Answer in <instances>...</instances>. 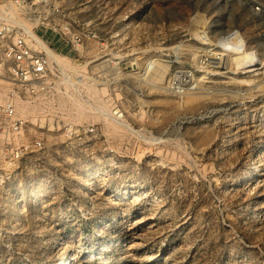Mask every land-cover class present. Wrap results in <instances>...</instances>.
Segmentation results:
<instances>
[{
    "label": "rangeland",
    "instance_id": "374dc122",
    "mask_svg": "<svg viewBox=\"0 0 264 264\" xmlns=\"http://www.w3.org/2000/svg\"><path fill=\"white\" fill-rule=\"evenodd\" d=\"M79 8L119 33L108 64L91 48L77 62L104 100L88 80L20 114L44 147L13 163L0 151V264H264V0ZM66 93L130 126L70 116Z\"/></svg>",
    "mask_w": 264,
    "mask_h": 264
},
{
    "label": "built area",
    "instance_id": "2783aa9c",
    "mask_svg": "<svg viewBox=\"0 0 264 264\" xmlns=\"http://www.w3.org/2000/svg\"><path fill=\"white\" fill-rule=\"evenodd\" d=\"M91 2L0 0V88H8L6 100L0 102V149L4 159L17 162L44 147L42 137L24 138L29 119L17 113L13 101L16 96L28 100L52 98L58 87L71 85L72 77L84 80L83 75L71 73L64 66V57L77 63L91 48L94 54L89 63L98 66L108 64L109 52L117 51L119 33L103 34L94 23L99 17L83 16L86 10L79 7L86 8ZM100 72H94L98 84L117 83L115 72L109 76ZM90 80L94 82L92 76ZM114 113L119 115L117 110ZM64 129L76 128L67 123ZM3 170L0 166V172Z\"/></svg>",
    "mask_w": 264,
    "mask_h": 264
},
{
    "label": "bare ground",
    "instance_id": "6f19581e",
    "mask_svg": "<svg viewBox=\"0 0 264 264\" xmlns=\"http://www.w3.org/2000/svg\"><path fill=\"white\" fill-rule=\"evenodd\" d=\"M235 31H237V30H234V31H232V32H230L229 34H227V35H224V36H222L220 39H219V44L220 45H222L223 47H225L226 49H229L226 45H224L223 43H221L220 42V40L222 39V40H227V38L233 33V32H235ZM232 36V35H231ZM231 51V50H230ZM252 51H254V50H252ZM63 64H64V66L68 69V70H70V71H72V70H76L78 73H80V75H83V77H84V80H80V78L78 79L77 77V75L75 76V77H72L71 78V85L72 84H79V83H82V82H84V81H88V80H90L91 79V76L89 75V72L88 71H86V66L85 65H77V64H75V63H73L72 62V60L68 57H64L63 58ZM75 66H79L78 68H76ZM257 66V65H256ZM250 67H252V66H250ZM257 68V67H256ZM88 85L90 86V92L92 93V99H95V100H97V101H99V102H101V101H103L104 100V98H103V93H105L106 91H104L103 89H100L97 85H96V83H94V82H91V80L88 82ZM7 87H1L0 88V102L1 101H5L6 100V98H7ZM62 94V93H61ZM67 94V96L65 95L64 97L62 96L61 97V100H60V103L59 102H53L52 100H53V98H52V100H51V102L53 103V104H55L54 106L56 107L57 106V104L59 103L60 104V106L61 107H64V108H69V109H67L68 111H69V114H70V116H73V117H75V116H79V117H82L83 115V117H85V115L86 114H88V113H86V110L88 109V108H90V109H93V110H95L94 112H95V115H99V116H102V117H104L105 119H108V120H112V121H114V122H117L118 123V125H120V127L121 126H126V127H129L130 126V124L128 123V122H126V121H121V120H116L115 119V116L113 115V113L112 112H110V113H108L107 111H105V110H102L101 108L100 109H96V108H94L93 106H91L90 104H88V102H86V100L85 99H80V98H78L77 96H75L74 94H69V93H66ZM17 97V96H16ZM15 97V98H16ZM15 98L13 99V101H14V104H15V107H16V111H17V113L20 115V114H33L34 112H35V110H36V108H37V106H36V104L34 103V101L33 100H24V99H20V98H17L16 100H15ZM50 99V98H49ZM40 100H42V99H40ZM44 100H46V99H44ZM15 101H16V103H15ZM48 102H50V101H48ZM40 103V102H39ZM43 103V102H42ZM105 105V104H104ZM51 107V106H50ZM104 107V106H103ZM41 108V107H40ZM44 108V107H43ZM52 108V107H51ZM57 108H59V106L57 107ZM42 109V108H41ZM40 109V110H41ZM45 109V108H44ZM44 109H42V111L44 110ZM55 109V108H54ZM53 109V110H54ZM62 109V108H61ZM63 110V109H62ZM48 112H49V110H48ZM92 112V111H91ZM91 112H89V113H91ZM40 113V112H39ZM38 113V114H39ZM68 114V115H69ZM22 116V115H21ZM87 116V115H86ZM69 117V116H68ZM35 119V118H34ZM73 121H75V120H73ZM79 120H77L76 122H78ZM116 125V124H115ZM114 129V128H113ZM1 151V154H2V150H0Z\"/></svg>",
    "mask_w": 264,
    "mask_h": 264
}]
</instances>
